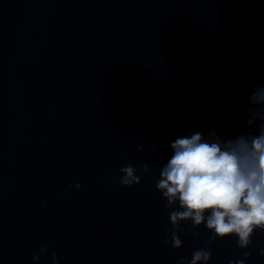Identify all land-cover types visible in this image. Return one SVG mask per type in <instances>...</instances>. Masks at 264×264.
Returning <instances> with one entry per match:
<instances>
[{
	"label": "water",
	"instance_id": "1",
	"mask_svg": "<svg viewBox=\"0 0 264 264\" xmlns=\"http://www.w3.org/2000/svg\"><path fill=\"white\" fill-rule=\"evenodd\" d=\"M260 84L264 0H0V264H33L44 245L41 264L191 257L190 222L181 248L162 243L160 167L179 135L246 130ZM126 157L142 182L112 185ZM213 249L211 264L240 251ZM248 264H264L255 245Z\"/></svg>",
	"mask_w": 264,
	"mask_h": 264
},
{
	"label": "clouds",
	"instance_id": "2",
	"mask_svg": "<svg viewBox=\"0 0 264 264\" xmlns=\"http://www.w3.org/2000/svg\"><path fill=\"white\" fill-rule=\"evenodd\" d=\"M248 110L242 118L246 130L235 135L221 134L215 128L199 129L179 135L170 142V155L163 163L155 187L165 199L172 227L166 229L162 243L179 249L184 241L183 225L191 224L194 248L191 257H179L178 264H211L213 245L232 239L239 255L229 264H248L253 246L264 256V246L256 243L264 233V84L255 85L248 96ZM143 150V145H139ZM129 162L119 168L120 175L110 183L133 186L142 182L140 167ZM143 173L150 174L148 163ZM82 184H69L68 190ZM48 201L43 202L47 206ZM209 235L206 246H200V228ZM49 246L33 255V264H41ZM52 264H61L58 253H52Z\"/></svg>",
	"mask_w": 264,
	"mask_h": 264
}]
</instances>
